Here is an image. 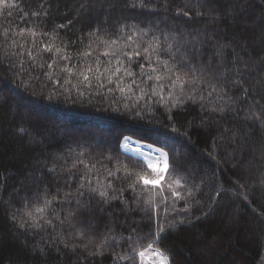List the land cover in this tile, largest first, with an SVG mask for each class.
<instances>
[{
	"label": "trees",
	"instance_id": "trees-1",
	"mask_svg": "<svg viewBox=\"0 0 264 264\" xmlns=\"http://www.w3.org/2000/svg\"><path fill=\"white\" fill-rule=\"evenodd\" d=\"M97 65L132 92L77 75ZM125 135L166 151L160 185ZM149 241L168 264H264V0H0V264H142Z\"/></svg>",
	"mask_w": 264,
	"mask_h": 264
},
{
	"label": "snow or ice",
	"instance_id": "snow-or-ice-1",
	"mask_svg": "<svg viewBox=\"0 0 264 264\" xmlns=\"http://www.w3.org/2000/svg\"><path fill=\"white\" fill-rule=\"evenodd\" d=\"M35 15V13H33ZM184 15H188L187 12L183 13ZM63 27V26H61ZM27 31L30 35L32 36H35L37 35V33L35 31H33L32 29H21L20 32L23 33ZM7 32V30H6ZM6 34V33H5ZM129 40L132 39L131 36L128 37ZM117 44V41L113 40L111 41L110 43V49L111 51H106L104 53V55H109V54H112L116 57H118L121 52L118 51L116 48H112L111 45H116ZM52 45L51 44H47V45H44V51H50L52 49ZM151 48H155L156 45H150ZM62 51L61 48H56V52L57 53H60ZM149 51V48H144V52L147 53ZM90 53L89 52H84L83 55L84 56H88ZM125 55H128V56H139L140 53L139 52H129V53H124ZM27 55L28 57L30 58H33V53L29 50L27 51ZM62 59H67L68 57L67 56H62L61 57ZM33 61H34V58H33ZM149 67H151V64L148 65ZM48 67L49 68H52L53 65L52 64H48ZM141 68L144 67V65H140ZM65 71L67 72H72L73 69L72 68H65L64 69ZM153 72H156L155 69H153ZM92 74L94 76H96L97 79H100V77H104L106 79V82L107 83H112L113 81V77H116L117 76V73H122V77H118L116 80H115V84H116V90H119L122 94L125 93V92H132V85H135L136 84V80L135 79H132L130 81V83H126L124 80H123V77H133V71L130 70L128 67L126 66H123V65H120V66H117L115 69H112V66L109 65L108 67H105L103 68V71H101V67L99 65H97L95 68L93 67H85L83 69H81L80 71L77 72V75L81 76L83 78V81L84 82H89L90 80V76L89 74ZM188 73H183V75H177L175 80L172 81V86H176V85H183L185 84V80L183 79V76H187ZM152 79H155V80H162L163 77L159 74V73H156L155 76L149 74L148 75V80H152ZM192 79H195V77H192ZM141 83H145V81H141ZM237 83H240L239 81ZM105 85L104 84H100V87H104ZM113 89H109V91H112ZM163 90V85H159L157 86V88H153L152 89V95H158L159 94V91H162ZM141 92H143V89H141ZM175 106V105H173ZM221 111L223 109H220ZM21 131H23V129H21ZM161 156L163 157L164 159V167L163 168H160L159 167V162H156V163H153L152 161H147L146 164H147V169L151 171V173L153 174L154 178H149L148 175H144V174H139L138 175V180L142 181V183L144 185H152L153 187H156L158 185L161 184V181H163L165 179V173L168 172V170L170 169L171 165L169 164L168 162V155L167 153H164L163 151H161ZM78 163H83V161H78ZM113 175V173L109 172V176ZM175 184H179L180 181L179 180H175L174 181ZM172 185L169 184V188H171ZM95 191V190H93ZM101 196H106L107 194L105 192H101L100 193ZM172 195L173 196H179V193L178 192H175L173 191L172 192ZM149 201H146L145 203H148ZM45 203L47 204L48 202L45 201ZM35 211L37 213H42L44 211L43 208L41 207H36L35 208ZM27 215L29 216V218H31L33 221L39 219V217H36L33 215L32 212H28ZM163 227L161 226L158 231H163ZM155 239V238H154ZM99 250V249H98ZM133 252H135V254L140 258L142 264H143V261H145L146 259H150L152 257H155V258H158L154 264H167V261H168V257L165 255V253L163 252V250H161L160 248H155L154 247V241H149L146 246L144 247H141L139 250L137 249H133ZM119 259H124V260H127L128 259V256L125 255V256H121L119 257Z\"/></svg>",
	"mask_w": 264,
	"mask_h": 264
},
{
	"label": "rangeland",
	"instance_id": "rangeland-1",
	"mask_svg": "<svg viewBox=\"0 0 264 264\" xmlns=\"http://www.w3.org/2000/svg\"><path fill=\"white\" fill-rule=\"evenodd\" d=\"M176 37L178 38V40L180 39L181 40V38H182V33H181V35L180 36H177L176 35ZM160 164H162V165H164V159H161V163ZM164 166H162V167H160V168H163Z\"/></svg>",
	"mask_w": 264,
	"mask_h": 264
}]
</instances>
